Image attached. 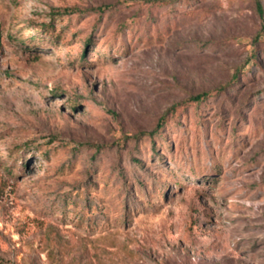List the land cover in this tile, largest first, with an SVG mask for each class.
<instances>
[{
    "label": "rangeland",
    "instance_id": "obj_1",
    "mask_svg": "<svg viewBox=\"0 0 264 264\" xmlns=\"http://www.w3.org/2000/svg\"><path fill=\"white\" fill-rule=\"evenodd\" d=\"M259 7L0 0V264H264Z\"/></svg>",
    "mask_w": 264,
    "mask_h": 264
},
{
    "label": "trees",
    "instance_id": "obj_2",
    "mask_svg": "<svg viewBox=\"0 0 264 264\" xmlns=\"http://www.w3.org/2000/svg\"><path fill=\"white\" fill-rule=\"evenodd\" d=\"M109 7H110V6H107V7H100V8H99V11H104V9L109 8ZM259 12H260L261 15H263L264 10H263L261 7H259ZM263 29H264V28H263ZM262 36H264V30H263V34H262ZM208 95H209V94H207V93L199 94V95L193 97V100L199 102V101H202L203 99H205Z\"/></svg>",
    "mask_w": 264,
    "mask_h": 264
}]
</instances>
